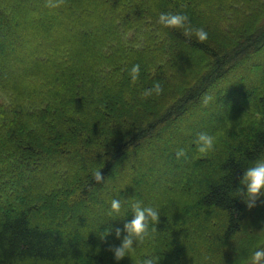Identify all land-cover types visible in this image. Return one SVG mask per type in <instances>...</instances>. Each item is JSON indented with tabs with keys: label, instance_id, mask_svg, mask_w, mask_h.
<instances>
[{
	"label": "trees",
	"instance_id": "1",
	"mask_svg": "<svg viewBox=\"0 0 264 264\" xmlns=\"http://www.w3.org/2000/svg\"><path fill=\"white\" fill-rule=\"evenodd\" d=\"M263 1L64 0L63 29L46 0H0V264H108L137 200L160 214L142 260L250 264L264 249V197L248 209L236 190L264 159ZM161 13L187 15L207 39L163 27ZM11 69L20 75L1 77ZM157 81L163 92L145 98ZM201 132L216 136L206 157Z\"/></svg>",
	"mask_w": 264,
	"mask_h": 264
},
{
	"label": "clouds",
	"instance_id": "2",
	"mask_svg": "<svg viewBox=\"0 0 264 264\" xmlns=\"http://www.w3.org/2000/svg\"><path fill=\"white\" fill-rule=\"evenodd\" d=\"M64 3V0H46V7L55 8ZM158 23L165 28L183 29V35L191 37L193 34L199 42H204L207 39V33L202 28H193L189 23L187 15L180 13H161ZM139 75V65H134L131 69V78L135 82ZM163 88L160 82H155L153 87L146 89L143 92L145 98L153 94L160 95ZM214 97L205 93L201 98L203 106H208L213 102ZM196 152L201 157H206L215 151L216 136L207 132L197 134L194 141ZM177 159L181 157L187 159L186 151L181 148L176 152ZM93 179L100 183L103 181V176L100 170L94 171ZM241 187L236 190L237 196L242 198V202L248 209L257 206V201L264 197V159H257L254 163L247 167L240 180ZM121 202L117 199L111 201L110 211L108 215L113 213L119 215L121 212ZM133 219L124 224L123 236L119 246H109L108 251L113 253L114 259L119 262L125 257H131L137 250L142 247L147 240L153 239L156 232V225L159 223V211L152 206H143L141 201H135L131 204ZM110 230H106L102 235L103 240L109 235ZM117 239L121 238V229H115ZM159 257L149 255L142 260V264H159ZM250 264H264V249L255 250L251 256Z\"/></svg>",
	"mask_w": 264,
	"mask_h": 264
},
{
	"label": "rangeland",
	"instance_id": "3",
	"mask_svg": "<svg viewBox=\"0 0 264 264\" xmlns=\"http://www.w3.org/2000/svg\"><path fill=\"white\" fill-rule=\"evenodd\" d=\"M262 3H264V1L262 2ZM234 8L233 9H235L236 11H244V16L246 17V16H248V11H246V10H243L244 8H242V7H237V6H233ZM249 8H251V10H253V9H255V6L254 5H250L249 6ZM59 9L57 8V7H55V8H53V11H52V13L51 14H49V16H48V18H52V17H57V19H58V21L60 20H62L63 18H62V15H63V13H61V12H59L58 11ZM200 10V12H203L202 10H204V9H199ZM89 13V12H88ZM67 14V13H66ZM66 14H64V15H66ZM215 15V14H214ZM216 17L218 16V15H215ZM223 16V15H222ZM221 16V17H222ZM219 17V16H218ZM88 18H89V20H90V23H95V19H94V17H92V15L89 13V16H88ZM243 19L241 18V19H237V20H230V24H231V27H232V29H239L240 27H241V25L243 24V21H242ZM60 23V25H62V27H63V29H64V24L62 23V21L61 22H59ZM240 23H242V24H240ZM220 30V29H219ZM221 32V31H220ZM222 33V32H221ZM222 34H225V33H222ZM33 48H31V50H32ZM262 71V70H261ZM18 75H20L18 72H16V71H13L12 69L11 70H9L8 71V73H5L3 76H1L2 78H6V79H9V78H13V77H16V76H18ZM258 74H257V70H256V68L255 67H248L247 68V72H246V77H244L245 79H246V81L247 82H249V80H251V79H253V78H258V76H257ZM132 98H134V99H136L135 97H133L132 96ZM230 102H229V104L231 105V103H234L233 102V100H229ZM1 102H3V99H2V96H0V103ZM212 114V116L214 117V119L215 120H217V117H219V115H218V113H211ZM187 123H189L188 122V120L186 121H182L181 122V125H184V126H186L187 125ZM205 125V123H204V120L203 119H199L198 120V122L197 123H195V126H193V124H192V126H191V128L193 129V128H195L196 127V131L198 132V131H203L202 129L205 127L204 126ZM188 127L187 128H189V125H187ZM176 130H179V128L178 129H176ZM183 130V129H182ZM180 131V130H179ZM196 135L193 133V135H191V137H195ZM6 162V161H5ZM8 163V162H7ZM6 164V163H5ZM8 165H10V163H8ZM46 168L47 169H44V170H42V173L45 175L46 173H47V171L49 172L50 171V169L51 168H49V167H47L46 166ZM180 170V169H179ZM40 172V170H37V171H35L34 173L35 174H37V173H39ZM53 174V173H52ZM56 176V175H55ZM170 177H171V175H170ZM21 182H22V180H20ZM171 183L172 182H170L169 184H164V183H162V182H157L156 184H157V187H158V189H159V191H161V192H166V189H165V187H169V186H171ZM52 193L54 194V191H52ZM51 193V194H52ZM45 197H48L47 196V194L46 193H44L43 195H42V198H45ZM49 197H50V195H49ZM0 203H1V201H0ZM264 207V201H262L261 202V208H263ZM258 225H260V223L258 224ZM119 229H121V228H119ZM254 231H251V235H252V239H253V237L255 236V235H261V233L259 232V231H256V229H253ZM253 232V233H252ZM122 233H124L123 232V228L121 229V234ZM113 236L114 237H116V235H115V232H114V234H113ZM121 240V239H120ZM115 246V245H114ZM142 250H141V248H137V250H136V252L131 256V257H125L124 259H122L121 261H119V262H117L115 259H114V256H112L113 255V253H111V256H112V258H110L109 260H108V264H135L136 262H140L142 259H141V255H142Z\"/></svg>",
	"mask_w": 264,
	"mask_h": 264
}]
</instances>
